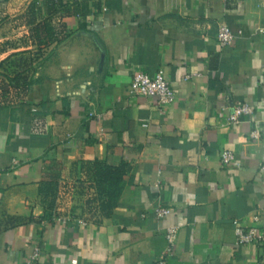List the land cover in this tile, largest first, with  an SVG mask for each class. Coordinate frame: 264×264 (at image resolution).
Segmentation results:
<instances>
[{
	"label": "crops",
	"instance_id": "1",
	"mask_svg": "<svg viewBox=\"0 0 264 264\" xmlns=\"http://www.w3.org/2000/svg\"><path fill=\"white\" fill-rule=\"evenodd\" d=\"M262 26L264 0H0V264L36 245L38 264H157L169 226L166 264H264ZM160 69L177 93L163 107L130 88ZM244 101L255 112L231 123ZM95 160L130 169L100 184Z\"/></svg>",
	"mask_w": 264,
	"mask_h": 264
},
{
	"label": "built area",
	"instance_id": "2",
	"mask_svg": "<svg viewBox=\"0 0 264 264\" xmlns=\"http://www.w3.org/2000/svg\"><path fill=\"white\" fill-rule=\"evenodd\" d=\"M217 29V40L221 45H228L235 38V34L228 23H219ZM259 31L264 34V26H262ZM130 88L132 93L157 97L158 103L161 107L175 101L177 98V93L163 69L158 70V72L154 75H150L142 70H135ZM254 112V104L244 101L234 105L232 111L228 115V119L233 124H239L243 121L244 117L251 116ZM220 157L224 165H241V161L237 158L234 150L232 149L221 150ZM155 212L158 217L164 218L172 212V208L167 206H158L155 208ZM54 219L66 220V218L62 217H54ZM235 230L237 233L238 243L240 244L256 243L258 241L256 227L246 229L239 221L236 220ZM177 233L178 229L176 226H169L167 228L166 237L168 240V248L165 255L158 261L157 264H166L168 257L173 254ZM40 252V247L36 245L33 248V251L26 257L23 264H38Z\"/></svg>",
	"mask_w": 264,
	"mask_h": 264
},
{
	"label": "trees",
	"instance_id": "3",
	"mask_svg": "<svg viewBox=\"0 0 264 264\" xmlns=\"http://www.w3.org/2000/svg\"><path fill=\"white\" fill-rule=\"evenodd\" d=\"M35 32L39 43L42 44L47 43L48 40L52 39L55 31L49 26V24H45L43 28H37ZM70 33L71 30H62V34L57 35V39L62 40ZM89 168H91L94 176L98 179L100 184L107 181L118 184L123 180L126 172L130 169V165L126 161H122L120 165L114 166L100 160H95L91 163ZM88 202H90V200Z\"/></svg>",
	"mask_w": 264,
	"mask_h": 264
},
{
	"label": "rangeland",
	"instance_id": "4",
	"mask_svg": "<svg viewBox=\"0 0 264 264\" xmlns=\"http://www.w3.org/2000/svg\"><path fill=\"white\" fill-rule=\"evenodd\" d=\"M2 61L4 62V64H5L6 66H10V65H12V63L10 64V62H9L8 59H6V58H4ZM3 79H6V78H3ZM72 211H74V208H72Z\"/></svg>",
	"mask_w": 264,
	"mask_h": 264
}]
</instances>
